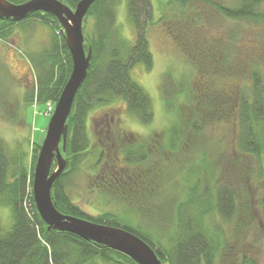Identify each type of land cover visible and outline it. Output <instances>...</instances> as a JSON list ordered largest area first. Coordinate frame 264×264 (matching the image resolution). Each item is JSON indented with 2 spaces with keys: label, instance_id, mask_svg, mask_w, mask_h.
<instances>
[{
  "label": "trees",
  "instance_id": "trees-1",
  "mask_svg": "<svg viewBox=\"0 0 264 264\" xmlns=\"http://www.w3.org/2000/svg\"><path fill=\"white\" fill-rule=\"evenodd\" d=\"M8 1L19 4L27 0ZM59 1L73 8L79 0ZM151 1L125 0L127 17L135 31L132 40L122 33L117 24L116 12L121 0H94L83 16L84 49H91L90 64L66 119V145L61 151L66 166L52 183L53 202L62 213L118 226L137 234L151 246L163 264H257L255 259L247 258L245 254L237 257L232 253L234 246L228 244L230 238L227 230L217 216L224 223L236 219L239 212L238 192L231 181L226 178L221 180L217 176L221 168L210 164L205 157L214 148L209 146L206 139L202 143L199 139L206 135L204 130L207 127L213 122H220L224 115L225 121L231 120L238 125L235 141L238 149L235 151L240 155L257 157V165L261 163L263 166L258 172L255 171V186L258 188V216L264 222L263 83L257 72H253L251 89L225 93L219 105L212 102L218 108L210 106L203 112L190 105L199 96H211L209 84L217 85L214 78L208 80V62L213 64V76H235L232 72L237 69V63L229 61L232 49L236 50L232 44L224 47L218 42L214 44L203 40L201 49L192 53L178 30H175L172 35L196 65L198 78L189 86L181 79L178 83L170 84V92L163 90V106L166 113L171 115L165 130L158 135L142 137L132 131L112 132L109 122L105 126V134L97 135L99 139L95 146L101 145L104 149L115 151L112 159L104 154L102 148L97 153L95 166L103 157L107 162L101 170V179L108 180V194L104 191L101 193L111 202L109 204L122 206V202H127V206H124L126 211L140 212H137V220L133 213L122 212L118 215L109 210L90 216L67 193L70 179L79 172L93 149L87 125L90 113L120 99L125 102L126 110L141 124H149L154 119L152 98L130 75L136 64L152 69L153 57L147 36L148 25L155 22ZM193 1L167 0L165 4L177 3L185 7ZM263 1L238 0L234 6L217 2L213 5L225 17L258 24L264 22V13L258 9ZM31 23L43 24L48 28L50 43L40 52L28 53L27 60L35 73V82L24 93V101L32 105L33 102L36 105L54 103L72 66L59 20L52 13L42 10L32 11L20 21L0 18V41H7L16 28H25ZM86 24L90 25L87 30ZM243 56L249 61L250 53L243 51ZM219 62L225 66L223 73L216 70ZM168 73L164 75L170 77ZM3 104L4 100L1 99L2 107ZM39 144L32 142L27 166L24 153L20 149L9 151L0 136V207L7 209L12 219L8 229L3 228L0 219V264H99V261L103 264H137L127 254L106 245L53 227L48 229L42 217H39L32 197V175ZM182 154H190L192 161L187 166L172 168V171L154 163L155 157ZM120 160L124 161V167L117 166ZM110 161L114 164H108ZM51 165L53 170L55 160ZM179 174L182 175L181 181L173 179V175ZM190 178L193 183L187 185ZM214 181L216 187L213 186Z\"/></svg>",
  "mask_w": 264,
  "mask_h": 264
},
{
  "label": "rangeland",
  "instance_id": "rangeland-1",
  "mask_svg": "<svg viewBox=\"0 0 264 264\" xmlns=\"http://www.w3.org/2000/svg\"><path fill=\"white\" fill-rule=\"evenodd\" d=\"M166 1H151L155 22L148 25L147 36L153 57L152 69L148 70L142 64H136L130 73L131 77L138 81L152 98L154 119L149 124H141L126 110L125 102L120 99L98 108L87 118L93 149L79 172L70 179L67 193L73 202L90 216H97L103 210H109L118 215L122 212L131 215L133 213L134 218L138 219L139 211L130 212V209L126 211L127 209L124 208L127 202H122V206L109 204L111 202L101 193V191L108 192V180L101 179L103 175L101 170L107 162H104L105 157L98 166H95L94 162L99 149L102 148L109 159L115 156V151L110 148L104 149L101 145L95 146V143L99 139L98 134H105V126H108L109 122L112 125V132L126 130L142 137L150 134L158 135L170 123L171 115L166 113V108L163 106V90L167 89L170 92L172 89L170 84L178 83L181 79L189 86L198 78L196 65L188 58L189 56L177 43L178 40L172 35L175 30H178L192 53L201 49L203 40L214 44L218 42L224 47L232 44L236 49H232L229 58V61L237 63V69L232 72L235 75L233 77L213 76L211 74V72L214 73L213 64L208 62L209 66L206 70L208 80L211 81L214 78L217 85L209 84L210 97L202 95L195 102L190 103L195 109L205 112L210 106L218 108L213 103L219 105L225 93L249 91L253 72H257L264 87V22L255 24L250 21L231 19L225 17L213 5L217 2L234 6L238 0H195L185 7L177 3L168 5L165 4ZM117 7V24L121 27L122 33L132 40L135 31L127 17L125 0H121ZM258 9L264 13V1ZM87 23L90 24V20ZM89 24L85 25V29L90 26ZM181 30L184 31L181 32ZM49 39L50 31L46 26L31 23L25 28H16L7 41H0V136L9 151L20 149L24 153V162L27 166L31 158L32 142L41 144L51 115L43 114L46 104L36 105L33 102L32 105L24 101V93L35 82V73L27 57L28 53L40 52L46 48L50 43ZM243 51L250 53L249 61L244 58ZM218 66L219 68L216 69L218 73H223L225 66H221V62ZM167 71L170 77L164 75ZM1 99L4 100L3 107ZM224 116L220 122H213L207 127L204 130L206 135L199 139L200 143L206 139L209 146L214 148L212 152H207L205 157L210 160V164L221 168L217 176L221 180L226 178L231 181L238 192L239 212L236 219L224 223L219 216L217 218L227 230L226 233L230 238L228 244L234 246L233 254L237 257L239 254H245L247 258L255 259L257 264H264V222L258 216L259 211L256 206L258 188L255 186L257 178L255 171L258 172L263 166L261 163L257 165V157L240 155L235 151L238 149L235 141L239 127L231 120L225 121ZM190 156V154H182L155 157L154 163L156 166H162L164 170L172 171V168L187 166L192 161L189 159ZM110 163L114 164L113 161L108 162ZM124 165V161H118L119 168ZM221 166L224 168L222 169ZM181 176V174L173 175V179L181 181ZM215 182L214 187L217 185ZM191 183H193L192 178L187 181V185ZM0 219H2L3 228L8 229L12 219L7 209L0 207ZM99 264L103 263L99 261Z\"/></svg>",
  "mask_w": 264,
  "mask_h": 264
},
{
  "label": "water",
  "instance_id": "water-1",
  "mask_svg": "<svg viewBox=\"0 0 264 264\" xmlns=\"http://www.w3.org/2000/svg\"><path fill=\"white\" fill-rule=\"evenodd\" d=\"M94 0H79L73 8L59 0H27L19 4L0 0V18L20 21L32 11L52 13L64 30V40L72 61L71 72L55 101V107L47 122L45 136L37 153L32 179L34 204L48 229L67 231L86 240L106 245L123 254H127L137 264H163L151 246L137 234L125 228L110 226L91 221L84 217L60 212L55 206L51 188L53 181L65 168V159L61 151L65 149L67 137L66 119L70 114L77 89L83 83L90 64L91 49H84L82 30L83 16ZM55 160L56 167L51 170Z\"/></svg>",
  "mask_w": 264,
  "mask_h": 264
},
{
  "label": "built area",
  "instance_id": "built-area-1",
  "mask_svg": "<svg viewBox=\"0 0 264 264\" xmlns=\"http://www.w3.org/2000/svg\"><path fill=\"white\" fill-rule=\"evenodd\" d=\"M53 110V105L51 103H48L46 106L45 114L46 113H51Z\"/></svg>",
  "mask_w": 264,
  "mask_h": 264
}]
</instances>
